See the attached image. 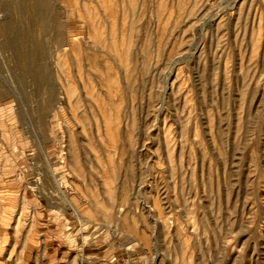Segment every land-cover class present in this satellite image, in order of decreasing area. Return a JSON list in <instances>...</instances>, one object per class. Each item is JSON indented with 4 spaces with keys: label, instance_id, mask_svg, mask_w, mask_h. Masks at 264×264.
<instances>
[{
    "label": "rangeland",
    "instance_id": "1",
    "mask_svg": "<svg viewBox=\"0 0 264 264\" xmlns=\"http://www.w3.org/2000/svg\"><path fill=\"white\" fill-rule=\"evenodd\" d=\"M0 264H264V0H0Z\"/></svg>",
    "mask_w": 264,
    "mask_h": 264
}]
</instances>
